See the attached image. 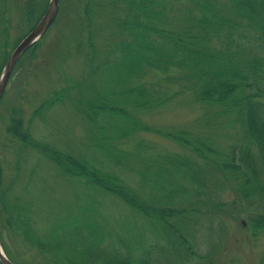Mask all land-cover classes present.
I'll return each mask as SVG.
<instances>
[{"label": "trees", "instance_id": "16d2710c", "mask_svg": "<svg viewBox=\"0 0 264 264\" xmlns=\"http://www.w3.org/2000/svg\"><path fill=\"white\" fill-rule=\"evenodd\" d=\"M79 9L73 55L80 69L69 81L55 74L34 111L43 117L57 104H69L84 125L78 153L33 139L22 119H14L8 132L19 142L11 157L15 176L20 155L33 149L62 174L82 179L83 199L69 210L59 207L57 214L69 212L42 233L19 197L7 201L10 188L2 182L5 253L22 264L219 262L229 218L222 192L240 201L264 200V0H123L122 6L88 0ZM110 28L120 32L102 37ZM40 44L25 56L37 58ZM183 108L199 109L201 121L209 114L212 123L197 126L195 118L191 129L164 127L180 126L164 124L169 113ZM215 115L248 146L217 153ZM103 194L117 197L126 215L101 214ZM136 213L150 229L141 233ZM234 215L238 224L240 215ZM246 215V226L236 224L245 237L264 235V214L247 209ZM214 217L217 229L206 228L204 236L212 234L214 241L201 253L195 220ZM12 227L39 261L7 248L3 231ZM258 264H264V253Z\"/></svg>", "mask_w": 264, "mask_h": 264}, {"label": "rangeland", "instance_id": "374dc122", "mask_svg": "<svg viewBox=\"0 0 264 264\" xmlns=\"http://www.w3.org/2000/svg\"><path fill=\"white\" fill-rule=\"evenodd\" d=\"M26 1L0 0V71L9 53L21 40L22 36L28 32L31 24L34 23V18L27 21L23 15V6ZM34 1L35 8H42L45 2H48V0ZM115 2L119 6L123 5V0H115ZM59 4L62 17L58 19L42 40L36 51L38 57L32 59L31 55H27L18 63L0 103L1 184L4 182V186L10 188L7 197L8 202L12 203L11 201L15 197H19L23 204L30 208L33 222L37 228H40L42 233H48L49 226L54 222H58L69 212L61 209L57 214L55 211L59 207L68 208L69 210V207L77 205L81 198L83 199L82 190H85L86 186L82 179H74L62 174L53 164L33 149L26 150L20 155V174L15 176L16 163L11 157L15 154L19 142L13 139V134L8 132V128L14 119H22L24 126L29 123L28 128L33 139L54 143L59 149L72 152L75 155L80 149L79 140L85 133L84 126H82L80 116L69 104H57L51 110L45 112L43 117L34 113L40 104V95L54 81L55 74L61 75L65 80L72 79V73H77L81 66L80 60L68 61L70 53L68 51L73 49L74 43L72 42L76 40L74 34L77 30L74 29L76 26L78 27L79 15L76 13L79 8L76 5L77 0H59ZM73 12H75V15H73ZM119 32L120 30L117 28H110L101 36H113ZM254 48L256 47L252 46V49ZM47 72H49L48 76L46 75ZM201 114L202 112L197 108H183L180 111L169 113L166 117L167 123L164 124L180 126L164 127L167 129H191L189 126H191V122L195 121V118H198L197 126H205L208 122L212 123V117L209 114H206V118L201 121ZM214 120L216 121L217 132L216 130L212 132L213 134L216 133L214 139H212L217 153L228 154L234 146H248L247 139L244 140L239 131L237 132L235 128H232L233 126L223 124V121L226 122L224 117L215 115ZM220 120L219 125L218 121ZM163 143L170 146L169 143ZM228 175L229 173L226 172L219 174L223 178ZM222 194H224L222 198L229 212L227 216L230 218L225 219L227 229L222 239L226 250L221 254L220 261H214L212 264H230L233 258L239 261V264L240 262L242 264H258L259 256L264 253V235L256 239L250 237H247V239L240 227L237 228V225L239 226L242 223L246 226L247 209L250 210V214H264V200L254 197L248 201H240L236 199V194L229 193L228 190L222 192ZM102 196V205L98 207L101 214L108 213L115 218L126 215L127 210L117 197L109 194H103ZM234 200L241 203L232 206ZM240 209L242 212H240ZM234 214L240 215L238 219L242 221L241 223L240 220H238V224L233 220L236 217ZM141 221L142 217L136 213L135 223L143 225L140 227L142 233L146 228L150 229V226L141 223ZM218 222L220 221L215 217L209 221H200L199 218L195 220L197 237L200 239L199 243H202L199 252L202 253L211 247L214 241L213 236L211 234L209 235L210 238L209 236L205 238L204 236L207 234L205 230L209 227L210 231L212 230L211 233H213L214 228L217 229ZM3 233L5 245L13 252L17 251V257L25 254L28 258L32 256L30 260L36 262L40 260L41 257H36L34 249L20 244L13 227L8 231L4 230ZM226 236H228V239H226ZM157 261H161L160 264H166L164 260H159V258ZM52 264L54 263L52 262Z\"/></svg>", "mask_w": 264, "mask_h": 264}, {"label": "water", "instance_id": "95a60500", "mask_svg": "<svg viewBox=\"0 0 264 264\" xmlns=\"http://www.w3.org/2000/svg\"><path fill=\"white\" fill-rule=\"evenodd\" d=\"M57 4L58 0H50L46 12L44 13L42 19L38 25L16 46L13 52L8 57L5 62L3 69L0 74V100L4 93L5 87L7 85L8 79L11 72L20 58V56L30 48L35 42H37L43 34L46 32L53 19L57 14ZM0 263L1 264H16L11 262L5 255L1 245H0Z\"/></svg>", "mask_w": 264, "mask_h": 264}]
</instances>
